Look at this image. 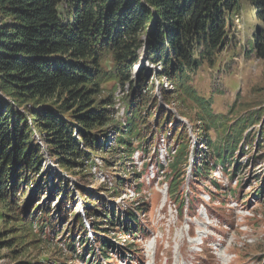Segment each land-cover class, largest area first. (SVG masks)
I'll use <instances>...</instances> for the list:
<instances>
[{
  "label": "trees",
  "instance_id": "16d2710c",
  "mask_svg": "<svg viewBox=\"0 0 264 264\" xmlns=\"http://www.w3.org/2000/svg\"><path fill=\"white\" fill-rule=\"evenodd\" d=\"M240 2L0 0V253H13L11 260L15 264H30L20 259L34 251L39 254L44 250L43 255L48 247H54L50 250L54 254L55 244L45 234L54 230L57 236L65 237V248L73 249L77 240L85 252L92 249L90 254L95 256L96 249L91 245L97 244L108 260L106 248L114 246L106 239L109 226H122L123 232L131 235L134 228L125 230L124 226L138 224L133 212L126 219L129 224L120 220L115 210L107 214L106 203L100 199L104 219L92 222L91 216H86L89 225L93 223L91 235L84 216L78 213L71 226L67 221L70 227L58 233L59 219L64 224L68 216L65 207L72 190L66 181L61 185V179L57 185L47 187L52 177L44 167L45 156L35 139V130L61 168L75 174L80 173L79 168L89 169L93 153H103L108 166L127 167L136 149L148 151L145 144L149 134L165 131L168 139L175 134L174 142L182 145L175 152L168 148L171 161L160 170L170 168L164 179L174 176L170 195H178V186L185 179L181 169L188 166L187 150L191 145L184 141L187 134L181 133L182 126L168 128V123L174 122L164 110L159 112L155 129L149 126L153 111L148 104L153 98L150 100L148 93L154 81L150 82L153 73L145 74L150 70L142 68L144 58L154 65L159 81H168L167 87L162 85L165 100L188 102L199 117L201 141L208 151L201 156L196 173L203 177L218 166H229L227 175L233 179L245 171V163L235 153L241 151L249 134L245 131L257 123V116L253 114L233 124L225 114L214 112L213 98L200 95L192 85L203 67L216 66L227 46L233 25L231 16L240 10ZM251 4L260 24L254 30L250 53L263 62L264 74V0H251ZM118 85L123 86L124 117H118L116 109ZM211 131L217 133V140L209 136ZM109 135L114 138L113 144H107ZM259 138L264 142V131ZM209 153L214 156L212 168L210 162L203 161ZM117 155L115 165L113 158ZM123 171L136 179L140 177L137 171ZM117 178L115 188L122 189L126 179ZM261 187L254 191L256 198L263 196L264 185ZM229 193L236 196L237 190ZM116 195L121 196L119 192ZM53 198L57 200L55 207L51 205ZM91 206L101 214L97 201H92ZM184 207L179 199L180 214ZM137 230L139 235L140 225ZM27 241L32 242V250L25 248ZM62 253L59 257L66 260Z\"/></svg>",
  "mask_w": 264,
  "mask_h": 264
},
{
  "label": "rangeland",
  "instance_id": "374dc122",
  "mask_svg": "<svg viewBox=\"0 0 264 264\" xmlns=\"http://www.w3.org/2000/svg\"><path fill=\"white\" fill-rule=\"evenodd\" d=\"M230 20L233 25L227 46L216 66L203 67L194 77L192 85L200 95L213 98L214 112L225 114V119L233 124H237L244 117L253 114L257 116V123L245 131L249 134L242 142L241 151L235 153L238 160L245 163V171L233 179L227 175L229 166L226 168L218 166L213 169L212 174L203 177L196 173L201 156L208 151V146L201 141L199 117L188 102L168 103L165 100L162 85L167 87L168 81L164 79L159 81V75L154 74V65L144 58L141 63L142 68L150 70L145 74L151 76L153 73L150 82L154 81V88L148 93L150 100L153 98L148 104V109L153 111L149 126L155 129L156 121L160 119L159 112L164 110L172 116L174 122H169L168 128L177 126V129H180L182 126L181 133L187 134L184 141H189L191 145L187 150L190 154L188 166L181 169L184 171L185 179L184 183L178 186V195H170V183L176 180L174 176L164 179L165 174L171 172L170 168L165 171L160 170L161 166L167 167L169 160L171 161L168 148L171 147L175 152L182 145L174 142L175 134H172L170 139L164 137L165 131L149 134L145 144L148 151L136 149L131 165L127 167L108 166L104 163L103 153H93L90 160L92 165H89V169L79 168L77 172L80 173L75 174L73 171L61 168L56 159L48 153L45 144L41 142L40 133L35 130V139L45 156L44 167L52 177L47 179V187L50 188L52 184L57 185L58 179H61L60 184L66 181L72 190L71 199L65 207L68 216L64 224H61L59 219L58 233L66 231L71 226L76 213L90 215L92 222L104 219L105 213L100 199L106 203L107 214L115 210V215H119L120 220L125 219L129 224L126 219L133 212L138 218V224L130 223V226H124L125 230L134 228L131 235L129 231L124 233L120 225V227L109 226L106 239L114 246L106 248V254L110 256L108 260H105V255L97 244L91 245L96 249L95 256V253L90 254L93 252L92 249L85 252L77 240L74 248L68 249L64 247L65 237L57 236L54 230H50L45 234L47 240L55 244V253L52 254L50 251L54 250V247H48L49 250L43 255L41 253L44 250H40L39 254H35L37 252L34 251L35 253L31 252V256L20 259L22 262H30V264H94L96 262L101 264H264V259L261 260L264 258V193L260 198L254 196L256 193L254 191L264 185V142L259 138V134L264 131V74L263 62L254 53H250L253 33L260 22L255 17L251 0H241L240 10L234 12ZM122 88V85H118L116 91L118 117H124L125 110ZM128 88L129 85H126L125 89ZM155 102H158L156 106ZM258 112L261 113L260 117ZM216 134L215 131H211L209 136L217 140ZM114 142L113 136L109 135L107 144ZM137 145L138 143H135L136 148ZM108 158L112 161L111 156ZM113 160L117 165L119 156L117 155ZM213 160L214 156L210 153L203 159L210 162L209 168H212ZM123 170L137 171L140 177L136 179L131 175L132 173L126 174ZM257 175L260 176L256 177ZM117 176L126 179L122 189L115 188ZM241 178L244 180L239 187ZM140 184H142L141 191L138 190ZM230 190L233 192L237 190L236 196L230 195ZM118 192L121 196L117 198ZM179 199L185 203L181 214L178 211ZM92 201L98 202L97 209L101 214L89 208ZM56 204L57 200L53 198L51 205L55 207ZM139 225L142 230L138 235ZM90 226L92 229L93 223ZM26 243L25 248L32 250V242ZM61 253L66 260L59 257L58 254ZM76 255L78 256L75 257ZM11 256L13 253L6 254V251H2L0 264H15Z\"/></svg>",
  "mask_w": 264,
  "mask_h": 264
}]
</instances>
